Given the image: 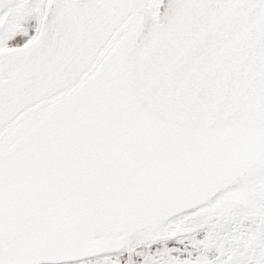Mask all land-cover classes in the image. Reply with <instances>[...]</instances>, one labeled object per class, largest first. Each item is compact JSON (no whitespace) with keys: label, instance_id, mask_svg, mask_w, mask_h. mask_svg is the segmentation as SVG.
I'll return each mask as SVG.
<instances>
[{"label":"snow or ice","instance_id":"6c2138e0","mask_svg":"<svg viewBox=\"0 0 264 264\" xmlns=\"http://www.w3.org/2000/svg\"><path fill=\"white\" fill-rule=\"evenodd\" d=\"M0 264H264V0H0Z\"/></svg>","mask_w":264,"mask_h":264}]
</instances>
